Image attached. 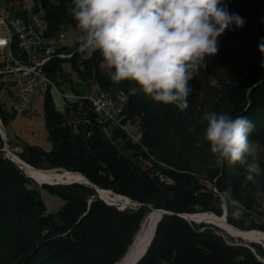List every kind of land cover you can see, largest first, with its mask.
<instances>
[{"label":"trees","instance_id":"obj_1","mask_svg":"<svg viewBox=\"0 0 264 264\" xmlns=\"http://www.w3.org/2000/svg\"><path fill=\"white\" fill-rule=\"evenodd\" d=\"M2 1L14 16L25 18L24 2ZM33 2L35 9L40 7L44 14L46 35H55L67 25L76 32L70 11L74 7L72 0ZM233 5L234 1L230 12L243 17L244 26L233 25L218 38V54L206 57V67L189 82L192 91L189 107L184 111L188 113L199 106L204 89H218L245 108L240 116H247L254 124L249 139L263 141L264 54L243 57L239 53L240 44L249 45L251 36L245 15ZM77 47L64 45L60 50L66 52V57L54 56L42 64L49 90L56 88L55 78L68 76L76 67L92 71L96 91L109 90L114 92L109 96L120 93L126 97L118 115L120 126L113 125L111 133L107 131L110 121L97 114L89 93L84 94L72 85L73 96L64 98L60 107L49 90L45 93L43 113L51 149L21 147L16 158L23 168L5 154L0 129V264H116L145 218L155 211L152 209L167 213L157 223L154 237L137 264H264V248L260 244L235 239L216 226L190 222L181 216L200 212L222 214L216 191L209 188L207 181L216 190H223L230 182L233 196L249 209L254 199L250 192L244 194L241 189L255 188L260 181L264 182V163L256 183H251L229 175L226 169L231 164L227 162L224 168L203 170L172 160V140L178 134L184 132L186 136L190 132L179 122L187 114L174 105L156 103L142 93L130 95L129 89L135 85L130 81L112 82L99 52L87 56L77 52ZM65 63L71 69H66ZM9 86L10 81L0 75V93H9ZM6 114L0 99L3 122ZM134 119H139L141 125L140 139L130 138L123 128ZM200 156L203 160H215L212 155ZM28 165L43 171H70L89 183L39 184L25 173V166L31 168ZM40 189L64 199L56 212H46ZM97 189L112 191L136 205L120 210L100 198ZM261 189L256 187L257 191ZM213 198L218 203H213ZM261 217L258 224L248 226L242 219L226 215L227 222L237 228H258L264 232V212ZM232 235L249 240L241 233Z\"/></svg>","mask_w":264,"mask_h":264},{"label":"clouds","instance_id":"obj_2","mask_svg":"<svg viewBox=\"0 0 264 264\" xmlns=\"http://www.w3.org/2000/svg\"><path fill=\"white\" fill-rule=\"evenodd\" d=\"M76 51L99 52L109 79L130 81L156 103L189 107V82L206 67V57L219 51V37L231 26H244L243 17L228 10L224 0H72ZM264 54V40L258 43ZM201 141L215 158L244 169L246 182L261 174L258 144L250 140L254 124L247 116L207 111ZM257 197L261 192L255 193ZM215 196L222 208L239 219L246 208L229 184Z\"/></svg>","mask_w":264,"mask_h":264},{"label":"rangeland","instance_id":"obj_3","mask_svg":"<svg viewBox=\"0 0 264 264\" xmlns=\"http://www.w3.org/2000/svg\"><path fill=\"white\" fill-rule=\"evenodd\" d=\"M22 2H28L29 0H20ZM53 2H57L58 0H52ZM235 2V5L233 7L238 6L239 9L242 10L243 14L245 15V20L247 21L248 29L250 32V44L242 43L240 44V50L239 53L243 57H249L253 55H259L260 51L258 50V43L261 40H264V0H224V2L227 4L228 10L230 9L231 2ZM66 34H67V43L69 45H72L71 38L75 39L76 32L70 27L65 26L63 27ZM66 69H71L69 63L64 64ZM83 69L82 67H76V69H73L71 73L66 77H57L55 78L56 88L51 87L49 90L48 84L44 83L43 85L39 86L35 93L33 94L31 98V102L28 105L26 111L22 115H14L15 108L19 104V100L15 99L13 96H11L9 93H5L3 90L0 93V99L4 102L5 108L7 111L5 122L2 121L0 118V129L2 131L4 145L6 144V148L11 152L13 157L19 152L21 147H26L30 145H35L43 148L45 151H49L51 149V142L48 138V132L47 128L45 126L44 121V113H43V103H44V96L47 90H49V93L51 94V97L54 99L57 105L59 107L64 103V98L72 97L73 92H71L70 86L74 85L78 90H80L84 94H88L89 96H92L94 94H98L100 92L106 93V94H114V92L109 90H100L96 91V86L94 83V79L92 76V71ZM212 86V85H211ZM96 91V93H94ZM88 92V93H87ZM123 93V91H118ZM90 93H92L90 95ZM202 99L200 101L199 106H197L196 109L192 110L191 112H185L187 115H182L183 118L179 120L184 127L189 128V134L186 136H183L184 132L179 135L177 138H174L172 142L175 143L174 149L172 150V160L176 159V161L180 163H184L181 165H184L187 168L190 167H200L203 170H209L212 167H216L215 160L212 162V160H203L202 156H200V153H203L206 155H211L210 151L208 150V147L204 145L201 141V136L203 132V128L205 126V123L202 121V116L207 111H217V112H226L232 116L241 115L244 113V109L241 105V102H238L235 100L233 96H230L229 98L227 95H223V92H220V90L216 89L214 91H209L208 89H204V92L202 93ZM182 112L180 113V115ZM235 114V115H234ZM119 118L115 120L110 121V126L107 129L111 133V129L114 126H120L119 124ZM114 125V126H113ZM123 128L127 132V135L132 139H140L141 138V125L139 123V119H134L127 121L125 125H123ZM183 128V126H182ZM258 144L259 147V156H260V163H264V140L255 141ZM17 156V155H16ZM17 159V158H16ZM17 163V162H16ZM225 166V165H224ZM223 166V168H224ZM26 167V166H25ZM24 167V168H25ZM224 170V169H223ZM25 173H28L27 175H35L37 174L39 177V181L42 179L47 178L50 181L54 180H61L63 178H66L69 180L72 177H81L77 174H73L70 171H44V172H38L31 168H25ZM227 173L229 175H232L234 179L242 180L244 179L245 173L244 169L239 167L238 165H231L226 169ZM64 174V175H63ZM36 176V179L37 177ZM30 177V176H29ZM203 181V178H202ZM264 183V182H263ZM261 181L255 188H249L244 187L242 188V192L244 194H247V191L250 192V195H252L254 199V203H250L249 209L246 208V211L244 214L239 218L244 221L245 225L251 226L254 224H258L261 220V213L264 212V184ZM40 184V183H39ZM206 184L209 185V188H212L213 191H216L215 186L212 184V182L207 181ZM262 184V186H261ZM256 187H262L261 189L262 195L260 197H257L255 193L257 192ZM41 197L43 198L45 205H46V212L47 213H54L57 211V209L64 203V199L56 194L50 193L46 189H40ZM104 199L109 200L111 203H122L121 200L127 201L126 199H119L120 197H117L113 194L109 193H101ZM128 199V198H127ZM132 202V201H131ZM130 202V203H131ZM134 202H132L133 204ZM213 203H218L215 198H213ZM128 206V205H127ZM131 206V204H129ZM222 209V214L220 216L212 213V212H206L199 214L200 219L202 220H211L214 224H211L213 226L218 227L220 230H222L226 235H232L233 233H241L245 235L249 240L255 241V243L260 244L264 248V232L260 229H251V228H244L241 230L245 231H238V229L233 228L229 226L223 218H221L223 215H227L228 212H226L222 206H220ZM154 212V211H153ZM151 212L145 219L144 225L149 222L150 215L153 213ZM196 215H189L188 218H194ZM209 217V218H208ZM205 223V222H204ZM143 225V226H144ZM225 227L228 231L224 230ZM235 227V226H234ZM143 229V227H142ZM142 231V230H141ZM255 231V232H253ZM261 232V233H256ZM141 233V232H140ZM233 238H238L236 236H231ZM244 240V239H243ZM244 241L249 242L247 239Z\"/></svg>","mask_w":264,"mask_h":264},{"label":"built area","instance_id":"obj_4","mask_svg":"<svg viewBox=\"0 0 264 264\" xmlns=\"http://www.w3.org/2000/svg\"><path fill=\"white\" fill-rule=\"evenodd\" d=\"M29 20H33L34 33L28 34V37H20L18 20L5 17L0 1V75L10 81L9 94L19 100V104L15 108V113L18 116L26 111L33 94L39 86L43 85L39 79L38 65L50 61L54 56L66 57V52L60 48L69 45L65 30H60L55 35L45 34L44 14L40 7L38 13L29 11ZM3 22H10L11 32H17L19 35L18 49L27 57V66L18 65L17 60H9L7 54L4 53V42L10 32L3 31ZM70 40L72 45L76 44L74 38ZM90 98L95 111L102 119L108 121L118 119L122 102L120 98L102 97L99 94H94ZM1 134H3L2 131ZM4 151L6 155L13 156L6 148V144Z\"/></svg>","mask_w":264,"mask_h":264},{"label":"bare ground","instance_id":"obj_5","mask_svg":"<svg viewBox=\"0 0 264 264\" xmlns=\"http://www.w3.org/2000/svg\"><path fill=\"white\" fill-rule=\"evenodd\" d=\"M0 1L2 2L3 14L5 15V17L10 18L11 20H18L20 37H28V34L34 33L33 20H29V11H30V13H38V10L35 9V4H34L33 0H29L28 2L24 1L23 7L25 9V18L19 17V16H14L11 13V11L9 10L7 4L2 0H0ZM3 31L4 32H10V34L6 37V40L4 42V53L7 54L8 59L9 60H17V64L20 66H27V57H25V54H23V52L19 51V49H18L19 35L17 34V32H11L10 22H3ZM38 74H39V79H41V82L43 84L47 83L48 79H47V76L44 72L42 64L38 65ZM99 95L102 97H109V98L118 97V98H120L122 101L121 106H120V111H121V108L123 107L124 101L126 100V97L120 93L116 94L115 96H109L107 94H99ZM8 156L11 157V155H8ZM14 157L16 158V155ZM25 168H28V167H25ZM36 176H38V175L37 174L33 175L34 178H36ZM39 177L40 176H38L37 179H39ZM80 179H82V178L81 177H72L71 179L69 178L68 181L80 180ZM42 180H48V179L45 178ZM158 217H159V213H158V211L155 210L150 215L149 222L143 226V229H142L141 233L139 234L138 238L136 239L134 246H132L130 248L126 257L119 264H128L131 261H133L134 258H136L138 256L139 248H140V244H141V238L143 236H147L148 234L150 235V233L153 231V227H154L155 222L158 219ZM198 217H199V214H197L194 218H190V219H195ZM198 219H200V218H198Z\"/></svg>","mask_w":264,"mask_h":264},{"label":"water","instance_id":"obj_6","mask_svg":"<svg viewBox=\"0 0 264 264\" xmlns=\"http://www.w3.org/2000/svg\"><path fill=\"white\" fill-rule=\"evenodd\" d=\"M11 159H12L13 161L17 162V163L20 165V168H23L21 162L18 161V159H16L15 157H12V156H11ZM23 163H24V162H23ZM28 166L31 167V168H32L33 170H35V171H38V172H44L43 170L35 169L34 167H32V166H30V165H28ZM46 172H47V171H46ZM63 175H64V174H63ZM29 176H30L31 178H33L34 180H36V181H37L38 183H40V184H68V183H72V182L89 183L88 180H87L85 177H83V176H81L82 179H80V180H70V181H68L66 178H63V179H61V180H56V181H53V182H47V181H45V180H41V181H39L38 179L34 178L32 175H29ZM97 191H98V193H99L100 198H102L106 203L111 204V205H114L115 207H117V208L120 209V210H123V209H125V208H127V207H132V206H135V205H136V203H133V204H132V202H131V200H130L129 198H128L127 201H123V200H121L122 203L124 202L123 205H121V203H111L109 200L103 198L101 192H107V193H109V194H113V195H115V196H117V197H120L119 199H121V198L124 197V196L116 195V194H114L112 191H109V190H100V189H97ZM124 198H126V197H124ZM130 202H131V203H130ZM129 204H131V206H129ZM127 205H128V206H127ZM152 210H156V211H158V213H159V217H158V219H157L156 222H155V225H154V227H153V231L150 233V235L148 234L147 236H143V237L141 238V244H140V248H139V254H138V256H137L136 258H134L133 261H131V262L128 263V264H137L138 261L144 256V254L146 253V251H147V249H148V247H149V245H150V243H151V241H152V239H153V237H154L157 223H158L159 220L161 219L162 215L165 214V213H167V211L162 210V209H152ZM152 210H151V211H152ZM201 213H206V212L192 213V214H193V215H197V214H201ZM192 214H189V213H183L181 216H182L184 219H186V220H188V221H190V222H195V223H204V222H205V223H211V224H214L213 222H211V220H197V221H196V220H193V219L188 218V216H189V215H192ZM221 218H223V220H224L229 226L234 227V225H231V224H229V223L227 222V219H226V216H225V215H223ZM145 219H146V218H145ZM144 222H145V220H144ZM144 222L142 223L141 228H140L139 232L136 234V236H135V238H134L132 244L129 246L128 250H127L126 253L123 255V257H122V258H121L116 264H119V263H120V262L126 257V255H127L128 251L130 250V248H131L132 246H134V243H135L136 239L138 238V236H139V234H140V232H141V230H142V227H143V225H144ZM234 228H236V227H234ZM237 229H238V228H237ZM239 231H245V230H241V229L239 228ZM231 236H232V235H231ZM238 238H240V239H244V240H245V238H243V237H241V236H238ZM248 241H249V242H255V241H253V240H248Z\"/></svg>","mask_w":264,"mask_h":264}]
</instances>
